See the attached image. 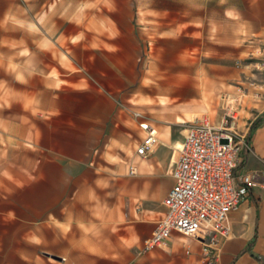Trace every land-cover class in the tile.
<instances>
[{"label": "rangeland", "instance_id": "obj_1", "mask_svg": "<svg viewBox=\"0 0 264 264\" xmlns=\"http://www.w3.org/2000/svg\"><path fill=\"white\" fill-rule=\"evenodd\" d=\"M191 4L194 7L189 0H0V235L37 232L41 217L53 218L56 206L73 199L81 188L86 194L98 191L101 177H110L112 185L122 178V185H132L136 173H129L128 165L141 137L132 99L120 104L127 112L122 137L113 144L88 146L85 163L93 169L82 168V163L74 167V162L63 172L52 159L62 141V124L88 110V83L97 69L107 68L92 58L110 55L119 62L110 73L120 69L127 94L152 69L176 63L174 42L192 65L230 57L236 66L262 68L264 0ZM188 8L194 13L187 31H171L170 20H182ZM104 13L110 15L107 33L112 44L98 49L92 45L98 33L93 24ZM221 111L219 107L216 123ZM236 120L237 115L234 129L242 134ZM119 197L122 209L140 199L139 194L112 191V201Z\"/></svg>", "mask_w": 264, "mask_h": 264}, {"label": "crops", "instance_id": "obj_2", "mask_svg": "<svg viewBox=\"0 0 264 264\" xmlns=\"http://www.w3.org/2000/svg\"><path fill=\"white\" fill-rule=\"evenodd\" d=\"M189 1L191 7V3L198 6L202 2ZM190 8L182 20H170L171 31H187L194 13ZM211 11V16L217 15L216 9ZM100 18H93L98 33L92 45L109 49L110 15L104 13ZM178 48L174 42L176 63L152 69L130 94L125 76L117 72L120 69L114 67L113 76L110 73L111 66L119 65L117 60L110 55L92 58L94 64L107 68L97 69L88 83V110L62 124V141L52 159L63 172L74 162V167L82 163V168L93 169L85 163L88 146L113 144L122 137L127 112L120 104L127 99H132L140 118L156 128V147L153 145L146 156L137 155L134 147L129 163L136 167L132 185H122L126 182L123 178L112 185L110 177H101L98 191L86 194L87 189L81 188L73 199L56 206L53 218L41 217L37 232L0 235V264H204L199 240L177 232L165 246L144 252L141 245L165 211L162 199L173 183L171 169L185 127L206 114L217 124L219 107L222 113L226 107L238 112L236 126L247 142L239 152L234 173L256 174L257 184L229 213L228 234L215 245L214 264H264V42L262 68L258 70L236 66L230 57L192 65ZM239 82H245L244 87ZM143 134L141 130L137 143ZM112 191L139 194V202L122 209L121 197L112 201Z\"/></svg>", "mask_w": 264, "mask_h": 264}, {"label": "built area", "instance_id": "obj_3", "mask_svg": "<svg viewBox=\"0 0 264 264\" xmlns=\"http://www.w3.org/2000/svg\"><path fill=\"white\" fill-rule=\"evenodd\" d=\"M143 136L135 153L146 156L157 143L156 128L134 112ZM236 114L225 108L217 124L204 117L190 122L171 169L172 185L162 199L165 207L153 231L141 245L142 251L165 246L173 232L196 238L206 263L215 260V245L228 234V215L257 184L256 174H235L244 135L234 129ZM128 172L135 173L134 164Z\"/></svg>", "mask_w": 264, "mask_h": 264}, {"label": "trees", "instance_id": "obj_4", "mask_svg": "<svg viewBox=\"0 0 264 264\" xmlns=\"http://www.w3.org/2000/svg\"><path fill=\"white\" fill-rule=\"evenodd\" d=\"M259 121H260V118L257 119V120H255V121L253 122L252 126H255Z\"/></svg>", "mask_w": 264, "mask_h": 264}, {"label": "bare ground", "instance_id": "obj_5", "mask_svg": "<svg viewBox=\"0 0 264 264\" xmlns=\"http://www.w3.org/2000/svg\"><path fill=\"white\" fill-rule=\"evenodd\" d=\"M178 145L180 146V144L178 143Z\"/></svg>", "mask_w": 264, "mask_h": 264}]
</instances>
